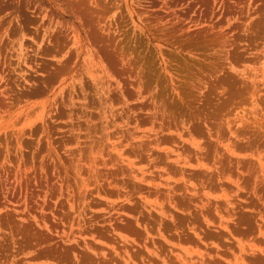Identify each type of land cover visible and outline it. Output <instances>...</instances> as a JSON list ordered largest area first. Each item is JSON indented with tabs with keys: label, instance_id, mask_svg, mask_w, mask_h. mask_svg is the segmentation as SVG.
<instances>
[{
	"label": "rangeland",
	"instance_id": "374dc122",
	"mask_svg": "<svg viewBox=\"0 0 264 264\" xmlns=\"http://www.w3.org/2000/svg\"><path fill=\"white\" fill-rule=\"evenodd\" d=\"M0 264H264V0H0Z\"/></svg>",
	"mask_w": 264,
	"mask_h": 264
}]
</instances>
